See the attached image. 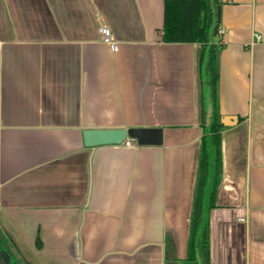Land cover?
I'll list each match as a JSON object with an SVG mask.
<instances>
[{
  "label": "crops",
  "instance_id": "0c3cea01",
  "mask_svg": "<svg viewBox=\"0 0 264 264\" xmlns=\"http://www.w3.org/2000/svg\"><path fill=\"white\" fill-rule=\"evenodd\" d=\"M162 26L163 0H0V264H190L199 46ZM214 39L218 113L237 122L209 264H264V0H220ZM104 128L142 135L84 145Z\"/></svg>",
  "mask_w": 264,
  "mask_h": 264
},
{
  "label": "trees",
  "instance_id": "16d2710c",
  "mask_svg": "<svg viewBox=\"0 0 264 264\" xmlns=\"http://www.w3.org/2000/svg\"><path fill=\"white\" fill-rule=\"evenodd\" d=\"M218 6L220 0H163L162 41L199 46L197 74L203 134L199 141L187 238L185 261L190 264H209V214L215 207V195L221 176L220 132L224 126L220 123L217 109V57L220 47L215 44L213 36ZM208 107H211L212 112L209 125L206 126ZM171 248L172 245L169 251ZM169 256L170 253L165 252V257Z\"/></svg>",
  "mask_w": 264,
  "mask_h": 264
},
{
  "label": "water",
  "instance_id": "95a60500",
  "mask_svg": "<svg viewBox=\"0 0 264 264\" xmlns=\"http://www.w3.org/2000/svg\"><path fill=\"white\" fill-rule=\"evenodd\" d=\"M220 24V6L216 8V24L213 28V36H216ZM212 109L208 107L206 113V126L209 125V118ZM220 122L224 126H231L237 122V118L233 116L222 117ZM141 131L125 130L123 128H104V129H87L83 132V142L86 147H97L103 145H118L121 144L126 137L135 138L140 140Z\"/></svg>",
  "mask_w": 264,
  "mask_h": 264
},
{
  "label": "built area",
  "instance_id": "2783aa9c",
  "mask_svg": "<svg viewBox=\"0 0 264 264\" xmlns=\"http://www.w3.org/2000/svg\"><path fill=\"white\" fill-rule=\"evenodd\" d=\"M99 36L102 43H104L111 52H116L118 50V43L113 38V35L111 33V30L106 25H100L99 26ZM255 41L259 40V36L255 35ZM126 146H130V142H125Z\"/></svg>",
  "mask_w": 264,
  "mask_h": 264
},
{
  "label": "rangeland",
  "instance_id": "374dc122",
  "mask_svg": "<svg viewBox=\"0 0 264 264\" xmlns=\"http://www.w3.org/2000/svg\"><path fill=\"white\" fill-rule=\"evenodd\" d=\"M7 255V259L9 260V261H12V256H10V255H8V254H6Z\"/></svg>",
  "mask_w": 264,
  "mask_h": 264
}]
</instances>
